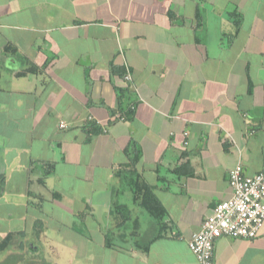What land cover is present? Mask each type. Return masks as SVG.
I'll return each mask as SVG.
<instances>
[{
    "label": "crops",
    "instance_id": "obj_1",
    "mask_svg": "<svg viewBox=\"0 0 264 264\" xmlns=\"http://www.w3.org/2000/svg\"><path fill=\"white\" fill-rule=\"evenodd\" d=\"M133 147L161 225L116 194ZM238 163L264 171V0H0V264H197ZM212 259L264 264V224Z\"/></svg>",
    "mask_w": 264,
    "mask_h": 264
},
{
    "label": "built area",
    "instance_id": "obj_2",
    "mask_svg": "<svg viewBox=\"0 0 264 264\" xmlns=\"http://www.w3.org/2000/svg\"><path fill=\"white\" fill-rule=\"evenodd\" d=\"M129 77L125 75V80ZM66 129L65 123H59ZM186 135V134H185ZM238 163L228 171L231 196L217 203L187 243L197 264H212L214 242L222 237L254 239L264 224V171L245 175Z\"/></svg>",
    "mask_w": 264,
    "mask_h": 264
},
{
    "label": "trees",
    "instance_id": "obj_3",
    "mask_svg": "<svg viewBox=\"0 0 264 264\" xmlns=\"http://www.w3.org/2000/svg\"><path fill=\"white\" fill-rule=\"evenodd\" d=\"M227 17L232 22L235 30H238L241 17L235 11L228 12ZM22 75L25 73H21ZM132 153L130 151H126L127 156H132L129 158V162L124 165L122 170L115 174L119 178L120 190L116 191L122 195L124 191H128L131 195L133 201L139 200L138 205L150 216L152 217L159 225H161L162 220L164 219L166 213L165 209L156 196L154 195L152 188L147 185L145 182L141 180L139 174L135 170V164L138 161L139 153L136 148H132ZM113 212L119 214L121 217V222L119 225H124L126 222V217L123 215L124 209L126 205L113 203ZM105 236V245H110V237L107 235ZM157 235L155 238H157ZM154 238V239H155ZM9 240L8 236L2 241V245L6 244Z\"/></svg>",
    "mask_w": 264,
    "mask_h": 264
},
{
    "label": "rangeland",
    "instance_id": "obj_4",
    "mask_svg": "<svg viewBox=\"0 0 264 264\" xmlns=\"http://www.w3.org/2000/svg\"><path fill=\"white\" fill-rule=\"evenodd\" d=\"M235 12H236V11H235ZM236 13H237V12H236ZM118 198H120V197H118ZM144 214L146 215V217H147L148 219H152V220H154L153 218H151L150 216H148L146 212H144Z\"/></svg>",
    "mask_w": 264,
    "mask_h": 264
}]
</instances>
